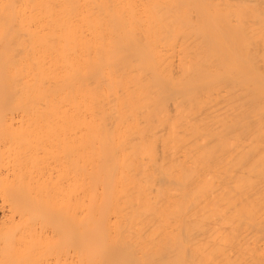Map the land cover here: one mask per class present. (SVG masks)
I'll use <instances>...</instances> for the list:
<instances>
[{
  "label": "bare ground",
  "instance_id": "6f19581e",
  "mask_svg": "<svg viewBox=\"0 0 264 264\" xmlns=\"http://www.w3.org/2000/svg\"><path fill=\"white\" fill-rule=\"evenodd\" d=\"M0 264H264V0H0Z\"/></svg>",
  "mask_w": 264,
  "mask_h": 264
}]
</instances>
